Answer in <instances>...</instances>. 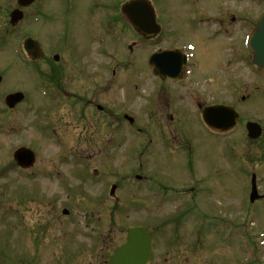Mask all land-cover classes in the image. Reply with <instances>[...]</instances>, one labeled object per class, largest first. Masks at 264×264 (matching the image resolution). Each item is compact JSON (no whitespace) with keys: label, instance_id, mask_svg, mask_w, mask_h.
Wrapping results in <instances>:
<instances>
[{"label":"rangeland","instance_id":"1","mask_svg":"<svg viewBox=\"0 0 264 264\" xmlns=\"http://www.w3.org/2000/svg\"><path fill=\"white\" fill-rule=\"evenodd\" d=\"M94 1L103 7H111L107 14L110 17L116 13V6L127 0H35L23 10L21 22L13 26L9 22V13L22 9L15 0H0V10L9 5L8 9H3L6 12L0 11V264H55V241H62L65 232L71 233L75 243L72 246L77 245L82 252L90 248L88 236H92L95 243L99 234L104 236L102 244L107 243L114 248L125 241L126 228L131 225H142L150 230L154 252L151 264H166V259L167 264H264V201L252 203L253 206L248 201V178L252 172L257 174V182L264 191V138L248 145V140L241 138L242 131L236 130L232 135L234 145L228 139H220L210 147L213 153L204 151L200 158H190L194 169L190 173L185 168L187 159L183 156L186 141L190 138H171L170 127L157 112L154 121L161 123L158 152L150 154L151 157L143 152L140 155L141 169L136 168L135 159L137 149L143 151V148L137 138L128 135L130 129L126 123L118 135L106 136L109 144L101 154L95 148L91 153H78L80 146L86 145L84 140H92L89 132L96 121L86 120L78 124L69 116L72 107L66 101L68 99L61 97L58 103L48 69L42 63H38L35 69L33 64L26 65L17 59L16 50H22L26 37H35L46 53L62 50L64 57L69 45L67 37H121L123 44L132 37H138L126 21L120 24L116 18L109 32H104L101 26L103 11L100 7L95 8ZM150 1L159 8L162 14L160 21L167 29L166 33L163 31L158 36L162 39L159 46L164 48L172 42H192L197 47L195 57L200 63L193 79L201 84L220 80L218 98L221 100L225 94L230 95L222 102L233 105L242 119L264 121V81L258 77L253 65L249 70L238 58L233 65H226L231 52L221 47L231 40L224 39L226 36L217 32L221 26L216 23L225 19L219 13L223 12L220 8H229L231 16L237 18L230 21V34L235 37V48L243 50V37L254 27L257 16L264 9V0ZM60 37H65V41L62 38L60 41ZM164 37L171 42L165 41ZM105 43L103 40L102 47L98 48L97 65L102 48L111 49ZM90 45L91 48L96 47L97 41L93 39ZM152 49V45L146 44L137 49L139 73L124 71L121 86L115 87L105 100L108 108L115 112L128 114V109L136 108L141 113V125L149 120L147 111L153 89L143 57ZM117 50L124 55L122 45ZM227 77L235 80V90L227 91L229 85H224ZM138 79L146 81L140 90L147 93L144 97L141 94L143 98L138 97V105L134 106L125 95L130 87L133 90ZM245 83L250 84L247 89L250 97L248 101L241 102L237 97L243 90L239 87ZM68 85L70 89L67 81L65 92ZM17 91L25 95L24 101L9 110L4 105V97ZM185 117L188 119L190 115ZM107 131L111 132L110 128ZM96 132H101L99 126ZM180 142L183 143L180 145ZM19 146L35 151L33 173L21 170L12 159V153ZM194 150L197 152L199 149ZM137 173L144 178L153 176L155 182L170 188H165L167 199L162 206L154 202L156 198L150 196L143 183L135 182ZM193 173L198 176L199 184L202 180V186L213 188L207 205L211 217H204L203 221L190 212L186 197L176 195L177 190L192 186L190 174ZM143 182L148 184L151 180L146 178ZM112 184L117 186L116 199L109 195ZM70 188L74 192L68 202H60L57 215L61 224L56 223L55 198L63 200ZM100 193L104 199L95 206L102 211L95 214L99 215L100 221L88 234L86 225L90 221L83 217V213L94 205L95 196ZM156 193H160L159 190ZM193 194L200 198V192ZM134 196L139 198L138 210L134 209L137 203ZM63 206L71 208L70 218H64L60 213ZM217 211H226L225 215L234 216L225 220L227 216ZM223 220L228 227H223ZM196 232L200 233L199 242L193 238ZM193 247L196 250L190 249Z\"/></svg>","mask_w":264,"mask_h":264},{"label":"flooded vegetation","instance_id":"2","mask_svg":"<svg viewBox=\"0 0 264 264\" xmlns=\"http://www.w3.org/2000/svg\"><path fill=\"white\" fill-rule=\"evenodd\" d=\"M15 1L17 3V0ZM129 1L130 0H127L124 3L122 2L119 7L116 6V8L114 9L116 13L112 14V17H107V14L109 13V9H111V7H103V5H99L98 1H94V3L97 5V7L95 8L100 7L103 11L101 26L104 27V32H109L113 22H115V18L120 24H123V21H126L128 25L132 26L129 18L122 11V6ZM150 2L153 4L152 1ZM7 7L9 8V5ZM20 7V9H22L21 12L24 17L23 10L27 9L28 6L26 5ZM4 8H2L1 10L6 12V10H3ZM220 9L223 10V12L219 11V13L222 16V19H225L216 21V23L221 26L219 28V31L217 32L222 33L224 36H226L223 37L224 39H227L229 41L231 40L230 43H228L224 47H221L222 49H225V51L229 50L231 52V58L227 60L226 65H233V63H235L238 58V61L241 60L244 66L248 67L249 70H252L251 55L244 45L246 37H243L242 41V48L245 52L244 53L242 49L235 48L237 45L234 41L235 37H231L230 34V21H233L237 18L231 16V14L229 13V8L226 9L224 7H221ZM11 12L9 13V19ZM0 16H2V14ZM19 22H21V20ZM107 35L109 36V34ZM136 36L138 37H132L130 39L131 43H127L125 45L123 44V42H121V37H67L66 42L69 45H67V55L65 56L66 58L64 57L63 51L60 49L55 50V52L46 53L44 51V48H42L43 57L38 61H31L23 49L17 53L16 57L21 63L26 64L27 62H30L34 65L35 69H37L36 67L40 63H42L48 69L47 74L49 77V81L50 83L55 84V97L57 96L58 103L61 102V97H66V99H68L66 101H69V104L72 107L69 115L72 119H76L78 124L86 120L96 121V124L94 123L95 125L93 126V129L89 132L92 140H84V143L86 145L80 146V148L77 150L78 153H91V150L95 148L96 152L101 154L105 150V147H108L109 144L106 139V136L109 135L112 137L121 133V128L123 129L124 123H127L130 127H133V129L127 131L128 135L132 136L133 138H137L138 142H140L139 146L142 145L143 149L149 150V156L150 154L153 155L154 152L157 153L158 151L156 150V148H158L160 144L159 134H161V123H159L157 120L156 124V122L154 121V116L157 112L160 113V117L165 122V124L170 127L171 138H190L189 141H186L187 146L183 150V156L187 159V161L185 162V168L188 169L190 173L194 171L193 167L191 166L193 162H190V158L198 159V157L200 158L201 154H203L204 151H207V153L211 152L210 147H213L215 143H218L220 139H228L229 143L234 145L233 143H235V141L233 140L232 135L236 132V130L240 129L242 131L241 133H244V136L241 133L240 135L241 138L248 140V145H253L256 141L259 142L261 139L264 138V121L262 119H242L241 113H239L236 109L235 110L238 113L237 122L235 128L229 132L220 133L218 131L211 130L204 124L201 114L203 110L207 107L224 104H227L226 106H234L222 102L225 101L226 98L230 97L229 93L225 94V98H222L221 100L218 98L217 95L219 93L220 80L206 81L201 84L193 79L194 72L197 68H199L200 63L199 60L195 57V51L197 47L192 42H172V45L163 48V45L162 47L159 46L162 42L161 37H152L146 39L145 37H140L137 33ZM61 38L63 41H65V37H60V41ZM164 38L165 41H169L167 37ZM93 39L97 41V46L91 48L90 43ZM103 40L106 41L105 44L109 45L111 51H108L107 48H104L106 46H104L99 52V64L97 65V51L99 47H102ZM145 44L148 46H153V49L150 51V53L143 57V65L144 68L147 70V73L150 74L149 81L151 82L153 89L152 91H150V98L147 111V114L149 115V120L147 119L145 124L141 125L139 123V117H141V113H139L136 108L128 109V112L132 115L129 113H120L118 111L115 112V110L108 108V105L105 103V100L109 93L113 91V89H115V87L117 88L121 86V77L123 76L124 71L130 72L131 74L135 72L136 75L139 73L136 65L137 57L135 54L134 56H132V52L135 51V53H137L139 51L137 49H139ZM89 45L90 51L88 50ZM120 45H122V53H124V55H122L121 52L117 50ZM130 45H132V51H129ZM159 49H176L178 52H180V54L186 55L187 63L183 67L182 76L179 81H164L153 74V67L148 64L147 60L151 53ZM113 50L116 51V54ZM55 56L56 59L54 58ZM103 63H106V66ZM92 68L93 70H91ZM109 70L110 72H108ZM71 79H73L72 83H70ZM222 79H224V77H222ZM228 79L230 84L228 83ZM260 79L264 81L262 77H260ZM67 81L71 85V88L69 89L68 85L67 92H65L66 90L64 86L66 85ZM156 83H158V86L156 85ZM145 84V80L138 79L133 84V90H131V87L130 90L127 89V94L125 95V97L129 99L128 101H130V103L133 102L132 105H138V97H140L141 94L143 97L146 96L147 91L140 90V87ZM235 84L236 83L234 79H230L227 77V82L224 85H229L227 91H232L235 90ZM240 85L242 84L240 83ZM168 87L179 88L180 90H171L168 89ZM249 87L250 84L248 83H245L242 88L239 87V90H243V92L239 91L241 96L237 97L241 102H246L249 100L250 92L247 90ZM163 89L165 90L164 92L162 91ZM223 90H225V88ZM187 114L190 115L188 119L185 117V115ZM249 121L257 122L261 126V135L258 138H247L245 126L246 123ZM172 124H174L173 128H171ZM97 126L100 127V133L96 132ZM84 128L86 129V127ZM107 128H110L111 132H108ZM137 134L140 135L136 136ZM191 140L192 142H190ZM171 143L174 144V142ZM182 143L183 142H180L179 144L181 145ZM189 143L195 145V148L199 150H197L196 152L194 150L195 148ZM231 151H233V148L231 149ZM80 158L83 159L81 156ZM34 164L32 165V167L22 170L25 172H32ZM138 168H142V163L139 164ZM252 173L250 175H252ZM190 176L192 186L188 187L187 189L193 193L200 192V198H198V194L192 193L191 205L196 207L191 208L190 212H197L199 209V205L205 211L208 212L209 210L207 208V205H209L210 203L209 197L213 188L200 186L199 184H197L196 181H193L194 177L197 176L195 173L190 174ZM146 178L147 181L151 180V182H149L148 184H144V188L150 191V196L156 198L154 199V202L156 203L159 200L163 201L164 199H166L167 196L164 191L167 187L155 182L153 176H148ZM146 178H144V180H146ZM187 189H182L180 192H187ZM259 189L261 190L260 183ZM158 190L160 193H156V191ZM67 192L68 193L65 194L63 200H59V198L57 197L55 198V221L59 224H61V220L59 219V215H57V208L59 207V204L61 205L62 202H66L67 199L70 200L74 191H72V189L70 188ZM261 193H264V191L261 190ZM150 196L149 199H151ZM73 197H76V195L74 194ZM195 197L196 199H194ZM135 198L137 199V203L134 204V209L138 210L140 207L139 198ZM103 199L104 196L101 193L96 195L93 203L94 205L90 206V209L84 211L83 213V217L87 219V221H90L86 225V232L88 234L91 233L92 230L94 231L96 229L94 227V224L100 221L99 215L96 216L95 214H99L102 211L95 206L98 203H101ZM202 200L204 203L202 202ZM60 213L64 218H70L72 210L70 207L63 206L60 209ZM103 237L104 236L102 234H99L98 237L95 238L96 242L94 243L92 241V236H88L87 239L89 241L90 248L87 251L82 252L80 248L77 247V245L72 246V244L75 243L73 241V238L71 237V233L65 232L62 236V241H55V264H109V257L116 246H114V248H110L107 243L105 245L102 244L104 240ZM196 247L198 248V245H196ZM87 255L90 257H88V260L85 261ZM167 263L168 260L166 259V264Z\"/></svg>","mask_w":264,"mask_h":264},{"label":"water","instance_id":"3","mask_svg":"<svg viewBox=\"0 0 264 264\" xmlns=\"http://www.w3.org/2000/svg\"><path fill=\"white\" fill-rule=\"evenodd\" d=\"M34 0H17L19 6H26ZM122 10L127 13L133 26L146 37H151L158 33L159 28L155 24L153 12L144 0H132L122 7ZM22 17L21 11H12L10 18L11 24L14 25ZM24 49L27 54L33 59L42 58L43 53L39 43L27 38L24 40ZM248 49L255 64L264 76V11L257 18L255 27L248 40ZM56 59V56L54 57ZM155 61L158 68V75L162 78L178 77L183 61L176 53L157 52L151 56V61ZM165 60V62H164ZM163 66V67H162ZM166 67V68H165ZM163 68V69H161ZM1 82V76H0ZM23 100V93L16 92L8 94L4 102L9 108H13L16 104ZM236 113L228 107L218 106L210 109L203 114L204 121L211 127L221 130H228L235 125ZM255 123L247 125L248 135L252 138L259 135V129L255 128ZM13 158L22 168L30 167L34 162V154L28 148H18L13 153ZM251 200L254 199V194H251ZM151 259V239L146 228L131 227L127 231L126 241L120 245L110 257V264H148Z\"/></svg>","mask_w":264,"mask_h":264},{"label":"bare ground","instance_id":"4","mask_svg":"<svg viewBox=\"0 0 264 264\" xmlns=\"http://www.w3.org/2000/svg\"><path fill=\"white\" fill-rule=\"evenodd\" d=\"M160 14H161V12H160ZM160 17H162V14L160 15Z\"/></svg>","mask_w":264,"mask_h":264}]
</instances>
